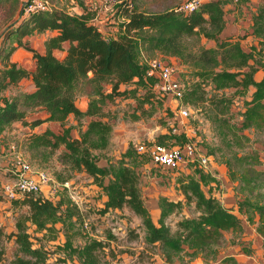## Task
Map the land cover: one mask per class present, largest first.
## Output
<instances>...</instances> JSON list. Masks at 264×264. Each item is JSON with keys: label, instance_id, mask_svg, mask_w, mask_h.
<instances>
[{"label": "trees", "instance_id": "1", "mask_svg": "<svg viewBox=\"0 0 264 264\" xmlns=\"http://www.w3.org/2000/svg\"><path fill=\"white\" fill-rule=\"evenodd\" d=\"M183 1L178 5H173L172 1L165 9L150 12L139 10L136 0H121L115 17L121 16L123 20L116 25L119 32L112 34L104 32L90 14H71L53 7L25 12L28 0H22L16 21L0 40V134L14 121L31 128L45 120L59 122L58 132L48 128L43 132L30 130V142L52 150L60 147L62 161L71 169L90 176L104 195L99 214L128 207L141 218L144 242L157 245L165 260L171 261L173 252L185 251L190 257L202 255L208 264L217 259V244L227 231L234 235L243 231L242 213L247 214L250 222L254 220L253 215L258 214L256 230L264 237V203L251 196L263 172L257 168L261 163L257 152L234 151L221 158L231 178L248 190L235 205L222 203L213 192L216 184L218 186L216 177L194 162L196 176L188 173L177 179L183 197L171 199L161 195L158 198L157 220L153 219L142 197L140 172L136 168L138 154L142 153L136 146L129 143L118 159L105 164H99L93 153L94 149L106 147L110 140L112 123L105 118L104 109L107 103L115 102L117 97L136 101L135 108L144 102L163 103V97L154 89L156 78L147 74L148 64L140 58L142 51L175 55L180 62L193 66L195 78L183 80V100L193 107L209 103L212 111L207 117L217 121L216 132L228 147H242L249 139L246 130L264 129V65L257 64L253 47L249 50L243 47L241 39L245 34L219 36L226 23L225 5L231 0H204L191 11L180 8ZM244 1L247 0H241ZM251 29L249 34L257 38L260 45L257 53H260L264 51V2L251 16ZM46 30L53 33L45 38L43 52L22 41L24 35ZM13 36L16 44L8 42ZM192 37L211 39L215 44L192 49L187 42ZM17 46L31 52L32 70L11 60ZM54 49L60 50L62 55H55ZM24 78L31 79L33 89L10 93ZM230 87L235 88L232 94L227 92ZM239 92H248V96L242 101L241 119L234 122L227 114L234 105V94ZM80 95L87 97L86 107L79 105ZM38 110L46 115L29 118ZM70 116L75 124L67 123ZM83 119L84 127L74 135L73 126L82 124ZM170 136L174 140L166 142ZM187 138L184 133L165 132L157 135L155 141L172 145L182 144ZM68 178H61L60 182ZM190 202L194 203L197 214L182 216L174 229L165 222L170 213L180 211L184 203ZM10 203L26 209L15 214L17 219L10 234L21 254L9 264H54L46 261V252L41 246H33L30 237L33 229L63 230L64 240L59 248L68 256L77 257L80 264H97L96 250L103 246L101 239L91 237L78 245L71 239L79 223L85 226L86 233L89 231L84 225L83 211L65 187L56 197L28 192L10 198ZM240 242L243 251L252 250L243 240ZM2 255L0 249V262ZM217 264L238 262L229 254Z\"/></svg>", "mask_w": 264, "mask_h": 264}, {"label": "rangeland", "instance_id": "2", "mask_svg": "<svg viewBox=\"0 0 264 264\" xmlns=\"http://www.w3.org/2000/svg\"><path fill=\"white\" fill-rule=\"evenodd\" d=\"M120 1L47 0V4L55 9H62L71 14H90L92 15V20L104 32L116 34L119 32L116 25L123 20L121 16L115 17V9ZM172 1L173 5H178L183 0H136V3L139 10L153 12L165 9L167 4ZM21 2L22 0H0V40H2L3 34L8 30V27L16 21ZM262 2L264 0H247L244 2H241V0H231L229 3L234 5V8L229 6L227 11L231 13L235 10L239 14L243 24L244 22L247 24L251 20V16L257 6ZM47 36V30L33 32L32 34L24 35L22 41H27L29 46L41 51L44 49V40ZM13 37L9 38L8 42L16 44L15 37ZM257 41V38L252 36L248 41H243V45L246 50L253 47L255 58L257 62L259 61L257 64L264 65V51L261 50L260 53H257V49L260 47ZM187 42L192 49H196L198 45L210 47L214 43L212 40L202 37L198 39L195 37L188 38ZM55 51L60 55V50L57 49ZM140 58L145 62L152 58L171 62L176 65L178 75L182 80L188 79L191 81L195 78L193 66L180 62L175 55L142 51ZM11 60L28 70H32L34 67V59L31 56V52L22 46L16 47L11 54ZM28 89L29 80L28 78H24L18 87L12 88L9 92L15 93L19 90ZM234 90L235 88L233 87L227 88L229 94H232ZM234 95V105L227 115L232 121L236 122L241 117L242 101L248 96V92H239ZM160 96L163 97V103L154 102L151 104L144 102L139 108H135L136 101L121 97H117L115 102L107 103L104 106L106 111L105 118L112 123V129L108 145L104 148L94 149L93 153L100 163H107L109 160L118 159L121 152L129 143L136 146L143 141L147 143L155 141L156 136L161 133L169 132L176 134L172 130L176 125L173 116L174 112L172 111L175 105L174 99L165 94L164 96L160 94ZM86 100L87 97L85 95H80L78 98L79 105L84 104ZM189 107L191 114L186 120L187 124L184 127L188 131L189 136L193 134V130L195 131L194 134L197 135L195 138H197L199 146L209 156L210 162L207 166L212 171L214 169V174L218 177V186L216 184L213 192L221 201H224L227 195H232L234 200L240 199L244 194H247L248 190L238 180L231 178L226 165L221 162V158L229 156L234 151L237 153L257 152L259 155L261 151H264V129H248L246 133L249 139L244 142L242 147H228L223 139L220 138L218 132H216L217 121L210 120L207 117L212 111L210 110L209 103L203 104L200 107H193L192 105ZM204 108L207 109L205 112L203 111ZM82 121V124L73 126V133H77L83 127L85 120L83 119ZM73 122L74 119L70 116L67 123ZM8 133L3 138L0 135V144H2L0 145V149L1 147L3 149L0 151V189L2 183L15 177L12 169L14 168V159L17 154H20L25 159L33 171L43 169L48 173L50 178L42 189L37 192L38 194L56 197L62 189V185L60 184L61 178L69 177L67 180L69 181L71 190L69 191L67 188L66 190L70 197L71 193L77 200V204L84 213L86 226L89 231L86 233L85 226L83 227L79 223L77 233L73 234L71 239L76 245L83 243L91 237L101 239L103 246L96 250L97 264H189L191 260L202 256L197 254L190 257L185 251H177L172 253L171 261L165 260L161 249L157 245H148L144 242V226L141 218L128 207L117 210L112 209L102 215L99 214L101 192L93 186L94 184L91 182L89 176L71 169L67 163L59 158L60 147L52 150L49 147L34 145L29 139L30 131L24 132L14 128ZM173 140L174 138L170 136L166 139V142ZM138 155L140 161L138 160L136 168L140 172L142 197L153 219L157 220L159 214L158 198L161 195L176 197V193L178 195L182 194L178 187L177 179L184 177L188 173L196 176V168L193 162H189L174 170L156 167L146 153ZM223 180L227 181L228 189L225 185L220 184ZM251 196L253 200L264 203V170L259 176ZM25 209V206H11L10 199L6 198L0 191V249L3 250L0 264H9L12 258L17 254H21L14 241V236L10 232L14 228L15 220L17 219L16 212ZM195 214H197V209L194 203H184L181 210L170 213L165 218V222L174 229L177 220L182 216H192ZM244 225L246 226L247 223L244 222ZM62 232L64 231L61 229H56L53 232L33 229L30 231V237L33 246H41L45 250L46 261L48 263L80 264L77 257L68 256L63 249L59 248V245L64 240V233ZM240 237V235H234L230 231H227L220 243L217 244L218 250L226 253L227 249L233 244L242 245ZM243 243L244 245H250L249 242L245 243V239ZM256 258L259 262L264 261V242L260 244Z\"/></svg>", "mask_w": 264, "mask_h": 264}, {"label": "built area", "instance_id": "3", "mask_svg": "<svg viewBox=\"0 0 264 264\" xmlns=\"http://www.w3.org/2000/svg\"><path fill=\"white\" fill-rule=\"evenodd\" d=\"M204 0H184L181 9L191 11L201 4ZM47 0H28V5L24 11L28 12L34 9L49 8ZM147 74L156 78L154 89L157 94L168 95L174 99V122L176 125L172 128L175 133H184L188 138L182 144H164L156 141L140 142L136 145L139 153H146L150 161L156 166L166 169H178L189 162H197L201 167L209 169L210 159L206 152H204L198 144L197 135H188L185 130L187 122L190 117L191 110L183 100V93L185 90L184 81L177 72V67L171 62L162 61L159 58H152L147 61ZM241 119V117L239 118ZM238 119V120H239ZM15 177L12 180L2 183L0 191L8 199L23 195L24 193H37L48 182L49 175L43 169L33 171L25 159L17 154L14 159V168L12 169ZM62 187L71 190L68 180L60 183ZM71 198L77 203L75 197L70 193ZM84 221V225H86ZM264 264V261L262 262Z\"/></svg>", "mask_w": 264, "mask_h": 264}, {"label": "crops", "instance_id": "4", "mask_svg": "<svg viewBox=\"0 0 264 264\" xmlns=\"http://www.w3.org/2000/svg\"><path fill=\"white\" fill-rule=\"evenodd\" d=\"M229 6L234 8V5L227 3L225 5V9H226V23L225 26L223 28V30L221 31V33L219 34L220 38H225V37H236V36H242L246 33V36L244 39H241V43L243 45V41H248L250 37H252L249 33L251 32V20H249V22H244L241 20V18L239 17V14H237V12L235 10H233L231 13H229L227 11V9L229 8ZM246 26V27H245ZM48 35L52 34L51 31H47ZM204 38V37H202ZM206 39V38H205ZM211 40V39H209ZM214 42V40H212ZM215 44V42L213 43V45ZM211 45V46H213ZM244 47V45H243ZM44 50V49H43ZM43 50H41L40 52H43ZM57 49H54V54L57 56H61L62 52L60 53V55H58L56 53ZM261 71L259 70L258 73H260ZM29 80V89L28 90H32L33 89V84L30 78H28ZM87 105V100L85 101L84 104H81L82 107H86ZM46 114L43 110H38L36 112H33L30 114L29 118H35V117H44ZM84 127V125H83ZM18 129V130H22L24 132L27 131H36V132H43L45 129H51L55 132H58L60 130V124L57 121L54 120H45L43 122H41L40 124L34 126V127H30L27 125H23L20 121H14L11 125V127L9 129L4 130L0 135L1 138H3L6 134H9L8 132L11 131V129ZM72 130H74V128H72ZM73 133V131H72ZM74 135H77V133H73ZM2 145V144H0ZM2 147L0 149V151H2ZM259 158L261 163L257 166L258 169H263L264 170V151H261L259 153ZM5 162V161H2ZM99 164H105V163H100ZM211 166V165H210ZM211 174L216 177L217 181H218V177L214 174V169L213 171L211 169H208ZM88 176V174H86ZM90 177V176H89ZM143 177V175H142ZM91 180V178H90ZM221 185H225L226 188L228 189V183L227 181L223 180L222 183H220ZM95 186V185H93ZM96 187V186H95ZM230 192V191H229ZM176 197H169L171 199H178V198H182V194H175ZM101 198H104V195H102ZM236 200L233 199L232 195H227L225 196V200H222V203L225 204L226 206H233L235 205ZM158 205V204H157ZM114 210H117V208H115ZM242 224H243V231L240 233V238L244 241L245 239V243L249 242V246L251 247L252 250L250 252H245L241 249V245L240 244H233L230 248L227 249L226 253H222L221 251H219V254L217 256V259L214 261H209L208 264H217L219 262V260L225 256V255H234L237 259L238 264H263L262 262H259L256 258V256H258V252H259V248H260V244L264 242V237L257 232L256 230V224L258 221V214L256 213L255 215H253V221L250 222L247 219V214L242 213ZM244 222L247 223V227L244 225ZM239 235V234H238ZM250 240V241H249ZM254 249V250H253ZM254 262V263H253ZM189 264H207V261L203 258V256H198L196 257L194 260H191V262Z\"/></svg>", "mask_w": 264, "mask_h": 264}]
</instances>
